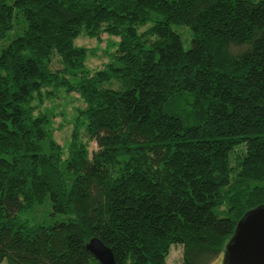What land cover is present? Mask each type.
Listing matches in <instances>:
<instances>
[{"label": "trees", "instance_id": "trees-1", "mask_svg": "<svg viewBox=\"0 0 264 264\" xmlns=\"http://www.w3.org/2000/svg\"><path fill=\"white\" fill-rule=\"evenodd\" d=\"M82 33L120 37L102 70L86 69ZM10 34L0 264H101L93 238L117 264H166L174 245L182 264L224 257L264 205V0H0ZM64 89L85 103L92 157L77 132L66 159L53 139L42 107Z\"/></svg>", "mask_w": 264, "mask_h": 264}, {"label": "rangeland", "instance_id": "rangeland-1", "mask_svg": "<svg viewBox=\"0 0 264 264\" xmlns=\"http://www.w3.org/2000/svg\"><path fill=\"white\" fill-rule=\"evenodd\" d=\"M152 24L147 25L151 27ZM147 27H143L141 32ZM173 29L181 36L183 46L186 50L192 48L193 32L190 27L185 25H173ZM13 39L10 34L5 41L0 44H9ZM76 47L85 48L88 50L86 57V69L91 73L102 70L113 61L120 45V37L103 33L97 37H90L86 33L80 34L75 42ZM59 67L58 65L55 68ZM107 86L118 88L116 82H112ZM85 103L79 94L75 92L69 93L67 90H61L51 97H45V104L42 107L43 111L49 116L51 130L54 141L61 146L63 158L66 159L71 147L74 134L77 132L81 140L86 144L87 151L90 157L97 149L94 142L88 141L85 136L87 121L84 116H80V111L84 110ZM223 257L213 264H222ZM183 261V246L174 245L167 257L166 264H182Z\"/></svg>", "mask_w": 264, "mask_h": 264}, {"label": "water", "instance_id": "water-1", "mask_svg": "<svg viewBox=\"0 0 264 264\" xmlns=\"http://www.w3.org/2000/svg\"><path fill=\"white\" fill-rule=\"evenodd\" d=\"M88 250L101 264H117L112 250L93 238ZM223 264H264V205L244 215L226 247Z\"/></svg>", "mask_w": 264, "mask_h": 264}]
</instances>
